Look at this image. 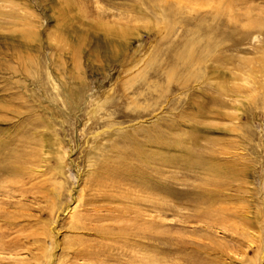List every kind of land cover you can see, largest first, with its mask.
Listing matches in <instances>:
<instances>
[{"label": "rangeland", "instance_id": "obj_1", "mask_svg": "<svg viewBox=\"0 0 264 264\" xmlns=\"http://www.w3.org/2000/svg\"><path fill=\"white\" fill-rule=\"evenodd\" d=\"M0 264H264V0H0Z\"/></svg>", "mask_w": 264, "mask_h": 264}]
</instances>
